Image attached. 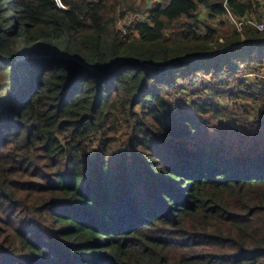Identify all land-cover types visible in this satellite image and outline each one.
Returning <instances> with one entry per match:
<instances>
[{"label": "trees", "instance_id": "trees-1", "mask_svg": "<svg viewBox=\"0 0 264 264\" xmlns=\"http://www.w3.org/2000/svg\"><path fill=\"white\" fill-rule=\"evenodd\" d=\"M60 1L0 0V264H264V113L238 117L264 31L202 25L225 0L158 1L135 36L136 0Z\"/></svg>", "mask_w": 264, "mask_h": 264}, {"label": "rangeland", "instance_id": "rangeland-1", "mask_svg": "<svg viewBox=\"0 0 264 264\" xmlns=\"http://www.w3.org/2000/svg\"><path fill=\"white\" fill-rule=\"evenodd\" d=\"M158 1H162V0H136L135 2H133L132 4H130V9L125 11V15L128 14L130 18L128 19H124V17H119V21L118 23H116V27L118 30H121L124 34H129L131 36H135L136 34H133L131 32L128 31V27L131 25V23L133 22H138V21H142V19H146L147 14L149 12V10L156 5V3H158ZM264 1V0H263ZM262 6H264V4H262ZM262 11L264 12V7L262 9ZM255 14H257L256 16L258 17L257 19H259L260 22H264V15L255 12ZM205 19L202 20L203 22H201V24L203 25V23H208L211 24L212 26L218 27L222 30H230L233 28V26L230 24L229 20L224 16V17H219V18H214V17H208V15H205ZM141 18V20H140ZM133 23V24H135ZM170 33V31L168 32ZM251 65V64H250ZM246 74L245 77L248 79V82H254L256 79L257 80H264V67L262 66H254L251 65L248 69H246ZM186 97V101H191L197 98H202V97H206L208 98L210 101H214L216 103H219L220 106H224L226 107L229 111L231 110H239L240 113L243 111L241 109H244V106L247 107L248 104H253L252 101H246V100H242L243 102H241L244 106H240V107H234L235 104L232 103L231 100H228L227 98H223V97H219L217 95V93L215 92L212 94H209L208 92H204L203 91V86L202 85H198L197 90L193 89V90H184L183 91ZM182 94V93H181ZM181 94H177L176 98H180ZM181 102V101H178ZM188 106V105H187ZM189 107V106H188ZM187 107V108H188ZM251 112H249V114L246 116L245 114H241L238 115V117L240 119L243 120V123L248 125V123L246 122L245 119H249V121H251L253 118L252 116H256V117H262L264 113V110H258V108H253L250 109ZM206 120V124L205 127L209 132H214L215 129L217 128H224V129H228L231 132H234V130H239V131H244V126L240 125L237 121H236V116H215L214 114H209ZM261 131L263 130V128H260ZM237 131V132H239Z\"/></svg>", "mask_w": 264, "mask_h": 264}, {"label": "built area", "instance_id": "built-area-1", "mask_svg": "<svg viewBox=\"0 0 264 264\" xmlns=\"http://www.w3.org/2000/svg\"><path fill=\"white\" fill-rule=\"evenodd\" d=\"M58 4L64 8L60 0H56ZM228 0L224 2L225 17L229 20L230 24L235 27L239 32H242L246 27H254L260 31H264V22H260L255 12H251L248 15H245L243 18L236 17L233 12L230 10L227 4ZM197 14H200L199 11H196ZM130 18L127 14L124 19ZM141 20V18H140ZM119 21V20H118ZM117 21V23H118Z\"/></svg>", "mask_w": 264, "mask_h": 264}, {"label": "crops", "instance_id": "crops-1", "mask_svg": "<svg viewBox=\"0 0 264 264\" xmlns=\"http://www.w3.org/2000/svg\"><path fill=\"white\" fill-rule=\"evenodd\" d=\"M167 1H169V0H167ZM226 1V0H225ZM260 2H261V4H264V1L263 0H260ZM263 7L264 6H261V10H260V14H262V15H264V12L262 11V9H263ZM197 11H199V13L200 14H198L199 15V17L200 18H202V19H205L206 17H205V15H210L211 14V9H209L208 7H206V6H200L199 7V9L197 10ZM225 15H222V17H224ZM216 18H219V16H216Z\"/></svg>", "mask_w": 264, "mask_h": 264}, {"label": "water", "instance_id": "water-1", "mask_svg": "<svg viewBox=\"0 0 264 264\" xmlns=\"http://www.w3.org/2000/svg\"><path fill=\"white\" fill-rule=\"evenodd\" d=\"M226 49H228V48H226ZM226 49H225V50H226Z\"/></svg>", "mask_w": 264, "mask_h": 264}]
</instances>
